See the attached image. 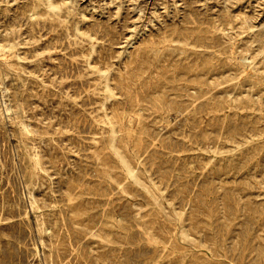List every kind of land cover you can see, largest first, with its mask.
Listing matches in <instances>:
<instances>
[{
  "label": "rangeland",
  "instance_id": "rangeland-1",
  "mask_svg": "<svg viewBox=\"0 0 264 264\" xmlns=\"http://www.w3.org/2000/svg\"><path fill=\"white\" fill-rule=\"evenodd\" d=\"M0 49V264H264V0H0Z\"/></svg>",
  "mask_w": 264,
  "mask_h": 264
},
{
  "label": "bare ground",
  "instance_id": "bare-ground-1",
  "mask_svg": "<svg viewBox=\"0 0 264 264\" xmlns=\"http://www.w3.org/2000/svg\"><path fill=\"white\" fill-rule=\"evenodd\" d=\"M44 3H45V2H44ZM10 48H11V47H10ZM8 49H9V48H8ZM0 50H1V49H0ZM5 51H6V50H5ZM9 51H10V50H9ZM2 52H4V50H2L1 53H2ZM7 57H8V56H7ZM0 58H1V57H0ZM5 60H6V59H5ZM5 60H4V61H5ZM3 77H4V76H3ZM215 85H216V84H215ZM105 87H106V86H105ZM215 87H216V86H215ZM106 88H107V87H106ZM109 88H110V87H109ZM210 88H211V87H210ZM105 90H106V89H105ZM202 90H203V89H202ZM199 91H200V90H199ZM106 92H107V91H106ZM203 92H204V91H203ZM212 92H213V91H212ZM124 93H125V92H124ZM130 93H131V92H130ZM200 93H201V92H200ZM206 93H207V92H206ZM127 94H128V93H127ZM203 95H205V94H203ZM207 95H208V94H207ZM210 95H211V94H210ZM200 96H201V95H200ZM200 96H198V97H200ZM3 97H4V96H3ZM128 98H129V97H128ZM206 98H207V97H206ZM126 99H127V98H126ZM191 99H193V98H191ZM208 99H210V98L208 97ZM128 100H129V99H128ZM157 100H158V99H157ZM132 101H133V100L131 99V103H132ZM194 101H195V100H194ZM110 102H111V101H110ZM121 102H122V101H121ZM137 102H138V100H137ZM172 102H174V101H172ZM191 102H192V101H191ZM209 102H210V100H209ZM131 103H130V104H131ZM156 103H157V102H156ZM197 103H198V102H197ZM197 103H196V104H197ZM199 103H200V102H199ZM203 103H204V102H203ZM206 103H207V102H206ZM210 103H211V102H210ZM210 103H209V104H210ZM212 103H213V102H212ZM114 104H115V103H114ZM118 104H119V103H118ZM159 104H160V103H159ZM217 104H218V103H217ZM125 105H126V104H125ZM132 105H133V104H132ZM162 105H163V104H162ZM214 105H215V104H214ZM233 105H234V104H233ZM238 105H239V104H238ZM133 106H134V105H133ZM167 106H168V105H167ZM175 106H176V105H175ZM126 107H127V106H126ZM176 107H177V106H176ZM176 107H175V108H176ZM210 107H211V106H210ZM235 107H236V106H235ZM239 107H240V106H239ZM109 108H110V107H109ZM112 108H113V107H112ZM112 108H111V109H112ZM119 108H120V107H119ZM171 108H173V107H171ZM185 108H186V107H185ZM188 108H189V107H188ZM195 108H196V107H195ZM206 108H207V107H206ZM208 108H209V107H208ZM106 109H107V108H106ZM117 109H118V108H117ZM126 109H127V108H126ZM135 109H136V108H135ZM137 109H138V108H137ZM179 109H180V108H179ZM113 110H114V109H112V111H113ZM118 110H119V109H118ZM109 111H110V110H109ZM125 111H126V110H125ZM128 111H129V110H128ZM136 111H137V110H136ZM141 111H142V110H141ZM194 111H196V109H195ZM211 111H213V110H211ZM118 113H119V112H118ZM176 113H179V112L177 111ZM213 113H214V112H213ZM102 114H104V113H102ZM127 114H128V113H127ZM129 114H130V113H129ZM208 114H209V113H208ZM108 115H109V114H108ZM111 115H112V114H111ZM123 115H124V114H123ZM131 116H132V115H131ZM141 117H142V115H141ZM141 117H140V118H141ZM106 118H107V116H106ZM115 118H116V117H115ZM136 118H138V117H136ZM140 118H138V119H140ZM185 118H186V117H185ZM191 118H192V117H191ZM128 119H129V118H128ZM193 119H194V118H193ZM105 120H106V119H105ZM131 120H132V119H130V122H131ZM122 121H123V120H122ZM107 122H108V121H107ZM128 122H129V121H128ZM102 123H103V121H102ZM137 124H138V123H137ZM139 125H140V124H139ZM129 126H130V125H129ZM135 126H136V125H135ZM127 127H128V125H127ZM141 127H142V126H141ZM130 128H131V127H130ZM236 128H237V127H236ZM122 129H123V127H122ZM241 129H242V128H241ZM251 130H252V129H251ZM254 130H255V129H254ZM27 131H28V130H27ZM142 131H143V130H142ZM144 131H146V130L144 129ZM234 132H235V131H234ZM236 132H237V131H236ZM241 132H243V131H241ZM253 132H254V131H253ZM131 133H132V132H131ZM141 133H142V132H141ZM258 133H260V132H258ZM135 134H136V133H135ZM254 134H256V133H254ZM113 135H114V134H113ZM146 135H147V134H146ZM231 136H232V135H231ZM238 136H239V134H238ZM228 137H229V136H228ZM106 138H107V137H106ZM109 138H110V137H109ZM111 138H112V137H111ZM138 138H139V137H138ZM138 138H137V139H138ZM141 138H142V137H141ZM241 138H242V136H241ZM113 139H114V138H113ZM141 140H142V139H141ZM141 140H140V141H141ZM232 140H233V139H232ZM238 140H239V139H238ZM252 140H253V139H252ZM125 141H126V140H125ZM140 141H139V142H140ZM148 141H149V140H148ZM229 141H231V140H229ZM263 141H264V140H263ZM136 142H137V141H136ZM136 142H134V144H135ZM145 142H146V141H145ZM151 142H152V141H151ZM164 142H166V141L164 140ZM236 142H237V141H236ZM258 142H259V141H258ZM131 143H132V142H131ZM141 143H142V142H141ZM153 143H154V142H153ZM127 144H128V143H127ZM138 144H139V143H138ZM138 144H137V145H138ZM160 144H161V143H160ZM256 144H257V143H256ZM116 145H118V144H116ZM119 145H121V143H120ZM141 145H142V144H141ZM182 145H183V144H182ZM182 145H181V146H182ZM251 145H252V144H251ZM143 146H144V145H143ZM173 146H174V145H173ZM253 146H254V145H253ZM108 147H109V146H108ZM119 147H121V146H119ZM166 147H167V145H166ZM114 148H115V147H114ZM171 148H172V147H171ZM181 148H182V147H181ZM107 149H108V148H107ZM163 149H164V148H163ZM178 149H179V148H178ZM261 149H263V148H261ZM140 150H141V149H140ZM168 150H170V149H168ZM173 150H175V149H173ZM176 150H177V149H176ZM176 150H175V151H176ZM179 150H180V149H179ZM183 150H184V149H183ZM185 150H186V149H185ZM105 151H106V150H105ZM120 151H121V150H120ZM127 151H128V150H127ZM134 151H135V150H134ZM170 151H171V150H170ZM260 151H261V150H260ZM262 151H263V150H262ZM106 152H108V151H106ZM118 152H119V151H118ZM122 152H123V151H122ZM122 152H121V153H122ZM125 152H126V151H125ZM125 152H124V153H125ZM131 152H132V150H131ZM135 152H136V151H135ZM141 152H142V150H141ZM168 153H169V152H168ZM125 154H126V153H125ZM113 155H114V154H113ZM126 155H127V154H126ZM138 155H139V154H138ZM103 157H104V156H103ZM137 157H138V156H137ZM35 161H36L35 163L37 164V160H35ZM102 161H104V158L102 159ZM130 161H131V160H130ZM103 163H104V162H103ZM115 163H116V162H115ZM153 163H154V162H153ZM105 165H106V164H105ZM245 165H246V164H245ZM129 166H130V164H129ZM133 166H134V163H133ZM130 167H131V166H130ZM111 168H112V167H111ZM133 171H135V170H133ZM132 173H133V172H132ZM132 173H131V174H132ZM129 176H130V175H129ZM129 176H128V177H129ZM136 176H137V175H136ZM141 176H142V175H141ZM139 178H140V177H139ZM143 180H144V178H143ZM137 184H138V183H137ZM146 186H147V185H146ZM123 187H124V186H123ZM122 189H123V188H122ZM148 190H149V189H148ZM151 192H152V191H151ZM155 199H156V198H155ZM75 204H76V203H75ZM73 205H74V204H73ZM72 207H73V206H72ZM75 208H76V206H75ZM236 210H237V209H236ZM71 211H73V208H72ZM75 211H76V210H75ZM77 212H78V211H77ZM236 212H237V211H236ZM78 218H79V217H78ZM113 220H114V219H113ZM189 220H190V219H189ZM198 220H199V219H198ZM198 220H197V221H198ZM81 221H82V220H81ZM114 221H115V220H114ZM185 221H186V220H185ZM187 221H188V220H187ZM195 221H196V220H195ZM76 222H77V221H76ZM110 222H111V221H110ZM71 223H72V222H71ZM80 223H81V222H80ZM107 223H108V222H107ZM113 224H114V223H113ZM180 224H181V223H180ZM184 224H185V223H184ZM108 225H110V224H108ZM177 225H178V224H177ZM114 226H115V225H114ZM194 226H195V225H194ZM189 227H190V226H189ZM180 228H181V227H180ZM109 229H110V228H109ZM190 229H191V228H190ZM193 229H194V228H193ZM198 230H199V229H198ZM190 231H191V230H190ZM188 232H189V231H188ZM193 232H194V231H193ZM196 232H197V231H196ZM185 233H186V232H185ZM189 234H190V233H189ZM192 234H193V233H192ZM197 234H198V233H197ZM198 235H199V234H198ZM35 239H36V238H35ZM191 240H192V239H191ZM193 240H194V239H193ZM195 240H196V239H195ZM157 242H158V241H157ZM155 243H156V242H155ZM189 243H190V242H189ZM153 244H154V243H153ZM154 245H155V244H154ZM195 246H196V245H195ZM182 255H183V254H182ZM184 256H185V255H184ZM193 256H194V255H193ZM182 258H183V257H182ZM195 260H197V259H195ZM181 263H182V262H181Z\"/></svg>",
  "mask_w": 264,
  "mask_h": 264
}]
</instances>
